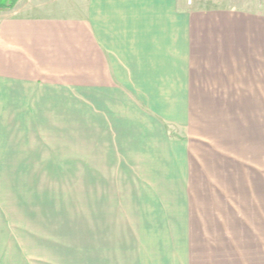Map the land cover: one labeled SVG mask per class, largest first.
Masks as SVG:
<instances>
[{"label": "crops", "instance_id": "crops-1", "mask_svg": "<svg viewBox=\"0 0 264 264\" xmlns=\"http://www.w3.org/2000/svg\"><path fill=\"white\" fill-rule=\"evenodd\" d=\"M191 3L18 0L0 11V243L11 249L0 264L41 259L26 245L46 240L28 228L61 223V204L29 199L79 180L102 261L264 264V13ZM232 133L234 157L198 155L219 139L233 146ZM210 178L223 186L208 210L233 233L215 228L194 250ZM119 226L138 230L118 237ZM109 231L120 255L104 248Z\"/></svg>", "mask_w": 264, "mask_h": 264}, {"label": "rangeland", "instance_id": "rangeland-1", "mask_svg": "<svg viewBox=\"0 0 264 264\" xmlns=\"http://www.w3.org/2000/svg\"><path fill=\"white\" fill-rule=\"evenodd\" d=\"M191 2V6H193L194 4H220L227 6L232 5L238 7H248L252 8L255 12L264 13V0H192ZM234 134L235 133L229 134V136L226 135V137H230L231 140H233V146H230L219 139L218 141H216L215 145L220 147L209 148L205 146H200L197 148L198 155L203 161L210 160L212 162H214L215 157L218 155V153L234 157L235 152L240 153V149H234V146H236L234 145ZM241 157L242 159L247 158L248 160H250L251 155L245 153V155ZM253 161L254 163L255 161L257 162V160L255 159H253ZM258 163L260 167L264 169V161H258ZM211 167H213V165H210V169ZM207 168L209 169L208 165ZM203 181H205V183H210L212 185V188L206 187L205 190L203 188V195L199 198L197 197L198 201L196 203L195 209L199 210L201 212V215L196 219V225L198 227L197 230L201 229V231L199 234L198 243L196 240L194 243L196 246H199L194 248V250H196L197 248L199 250V248L202 249L203 247H205V240L211 238L208 234L211 233L215 228L216 231H218V229L220 230V228H225V230H227L229 233H233V227L230 226L231 224H233V221L230 218H226V220L221 221V224H218V220L215 219L214 216L211 214L210 210H208V208L211 207L209 206V204L211 203V200H213V190H218L219 186L222 188L223 185L218 186L217 184L220 180L215 178H210L208 180ZM203 181L201 182L202 184ZM82 185L83 183L80 180L75 185L70 183L69 185H66L65 183H63L62 189L60 190L61 194H57L59 193V190L57 189L53 190L52 188H44L42 189V192H45L46 195L30 197L29 202L31 203L42 205L45 204L47 206L61 204V223L57 224L53 221H42L39 227L28 228L31 230V232L35 233L36 235L41 233L40 236L44 238L43 240H46V243L40 245H26L27 247H29L26 249L30 251L31 256L34 255V257L37 256V258H41L39 261L35 260L36 264H101L103 262L104 264H118V260H116L117 258L115 257L113 259H106L104 261L97 258V254L101 251L102 246L100 243L102 240V232L100 228H88V224L92 222V219H90L88 223L86 213V203L88 197L86 196V189ZM53 191H56L57 193L52 194ZM235 192L234 195H229V198L231 199L232 204L238 209H240L241 207H239V204L237 203L239 202L238 199H240V197ZM22 200L23 198L21 196L8 197L7 199V201L15 207V223L17 224V228H15L14 233L19 237H21V232L23 229L21 228L23 213L19 211V205L22 203ZM26 201L28 202V199ZM221 206L224 207L223 204H221ZM224 213L228 215V212ZM48 214H50V212H48ZM219 225L220 227H218ZM187 226H190L191 231H193L191 218H187ZM136 230L138 229H130L129 227L126 228L119 226V229H117V231H119L118 233H120L118 237L129 231H132L131 233L135 234ZM186 231V234L188 236L190 233L189 227L187 229L185 228V232ZM167 232L171 235H175L177 233L180 234V228L170 230L168 229ZM107 233L105 234L107 237V243L104 248H109L110 251L115 253V255H120L118 247L123 248L124 245H120L118 243L112 245L109 241L110 237H112L113 235V232L111 233V231H109V234ZM0 235L4 234L0 233ZM191 240L192 238L190 236V242ZM12 247L13 252L16 254L20 252L21 244H14L12 245ZM10 252L11 249L9 245L7 248V244L3 242L0 243V253L2 255H5V253L9 254Z\"/></svg>", "mask_w": 264, "mask_h": 264}, {"label": "trees", "instance_id": "trees-1", "mask_svg": "<svg viewBox=\"0 0 264 264\" xmlns=\"http://www.w3.org/2000/svg\"><path fill=\"white\" fill-rule=\"evenodd\" d=\"M17 2L18 0H0V11L14 8Z\"/></svg>", "mask_w": 264, "mask_h": 264}, {"label": "built area", "instance_id": "built-area-1", "mask_svg": "<svg viewBox=\"0 0 264 264\" xmlns=\"http://www.w3.org/2000/svg\"><path fill=\"white\" fill-rule=\"evenodd\" d=\"M190 2L192 1V0H189Z\"/></svg>", "mask_w": 264, "mask_h": 264}]
</instances>
